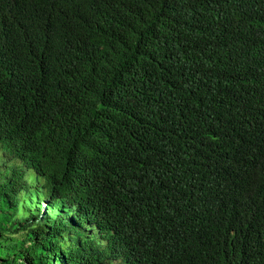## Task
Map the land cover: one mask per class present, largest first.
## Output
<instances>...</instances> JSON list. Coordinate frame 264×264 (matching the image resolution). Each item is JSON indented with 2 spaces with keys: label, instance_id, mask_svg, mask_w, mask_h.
<instances>
[{
  "label": "trees",
  "instance_id": "1",
  "mask_svg": "<svg viewBox=\"0 0 264 264\" xmlns=\"http://www.w3.org/2000/svg\"><path fill=\"white\" fill-rule=\"evenodd\" d=\"M0 264H264V0H0Z\"/></svg>",
  "mask_w": 264,
  "mask_h": 264
}]
</instances>
